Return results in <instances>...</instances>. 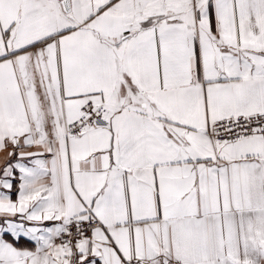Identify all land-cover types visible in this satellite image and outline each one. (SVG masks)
Segmentation results:
<instances>
[{"label":"snow or ice","instance_id":"obj_1","mask_svg":"<svg viewBox=\"0 0 264 264\" xmlns=\"http://www.w3.org/2000/svg\"><path fill=\"white\" fill-rule=\"evenodd\" d=\"M0 264H264V0H0Z\"/></svg>","mask_w":264,"mask_h":264}]
</instances>
